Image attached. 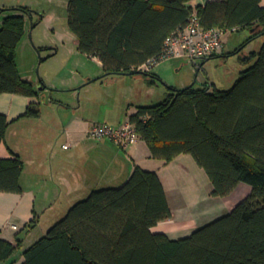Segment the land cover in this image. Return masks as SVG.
Instances as JSON below:
<instances>
[{"label": "trees", "instance_id": "16d2710c", "mask_svg": "<svg viewBox=\"0 0 264 264\" xmlns=\"http://www.w3.org/2000/svg\"><path fill=\"white\" fill-rule=\"evenodd\" d=\"M189 0H69L67 24L82 54L97 58L107 75H141L149 85L160 78L139 67L157 57L165 39L186 27L196 10L201 26L224 32L249 29L238 55L253 40L264 38L262 0H216L195 8ZM0 95L35 97L31 81L20 78L15 50L23 33L26 8H0ZM213 55L202 61L215 58ZM243 61L228 90L203 84L168 88L166 98L138 107L128 116L151 158L171 162L190 155L211 183V196H229L240 183L251 193L230 212L170 239L152 233L171 219L163 185L153 171L136 166L118 188L90 192L75 203L45 235L22 252L20 264H264V43ZM198 70V69H197ZM30 105L24 117L38 118ZM9 121L0 114V145ZM22 163L0 159V192L21 193ZM20 249L0 239V263ZM8 264H15L14 261Z\"/></svg>", "mask_w": 264, "mask_h": 264}, {"label": "crops", "instance_id": "0c3cea01", "mask_svg": "<svg viewBox=\"0 0 264 264\" xmlns=\"http://www.w3.org/2000/svg\"><path fill=\"white\" fill-rule=\"evenodd\" d=\"M208 1L216 0H189L187 6L195 8ZM261 5L264 6V0ZM251 33L252 30L250 35ZM227 42L228 40L223 42L222 50L215 57L222 62H227L228 57L225 55L231 53L224 52ZM250 44L245 48L249 49ZM245 48L242 50L243 54ZM247 51V54L252 52ZM82 55L95 62L104 72L97 58ZM212 60L215 59L206 60L203 65H201L203 60L199 61L198 70L205 69ZM242 62L245 64L244 61ZM115 76L133 83L132 86H135L137 82H143L148 86L146 93L152 89L141 75ZM206 79L201 85L205 84L211 90L215 84L209 76H206ZM236 79H231L230 88ZM91 81L88 80V83ZM35 83L40 86L38 95L35 97L17 94L0 95V114L5 115L9 121L4 140L0 145V159L18 157L22 163L19 179L21 193L0 192V239L12 244L20 243V249L16 252L18 257L13 260L15 264L23 261L22 252L43 237L73 203L94 190L124 184L136 166L155 172L163 185L172 217L159 222L151 228V232L164 234L170 239L189 236L196 229L220 217L224 211L230 212L251 193L252 189L249 185L240 183L229 196L220 198L225 200V203L215 204L213 199L215 197L212 199L208 197L207 206L198 203L196 211L189 210L188 213L185 211V214L180 212L176 215L170 202L169 182L172 177L176 178L178 175L185 174L188 177H200L203 182H210L205 172L196 165L190 155L180 154L171 162L165 163L151 158L149 148L142 140L120 149L110 140H95L88 136L89 129L97 122L120 126L128 122V116L135 113L138 107L151 106L146 104L148 102H139L143 104L131 102L130 106L133 105L134 112H126L125 117L112 116L113 119H111L106 114L104 120L102 118L95 120L80 115L77 111L80 106L77 107L71 101L50 99L48 102L44 101L42 105L39 91L45 87H42L41 82ZM77 90L74 88L73 92ZM30 105L39 107L38 118L23 116ZM61 129L65 136L64 143L61 147H51L54 139L50 136ZM64 145L68 147L65 149ZM211 191L210 188L209 195ZM10 260L0 264H8Z\"/></svg>", "mask_w": 264, "mask_h": 264}, {"label": "rangeland", "instance_id": "374dc122", "mask_svg": "<svg viewBox=\"0 0 264 264\" xmlns=\"http://www.w3.org/2000/svg\"><path fill=\"white\" fill-rule=\"evenodd\" d=\"M68 1L0 0V8H26L31 13L30 16L25 17L24 33L15 50V63L20 78L26 81L31 80L37 90L40 86L35 82L42 83V87L46 88L39 91L42 105L44 101L48 102L50 99L71 101L77 107L80 106L77 111L85 118L103 119L106 114L111 119L125 117L126 112H134L133 105L130 106L131 102L158 104L166 98L168 88L183 89L192 84L195 88H200L204 80H207L206 76L212 79L215 88L228 90L231 79L238 78L240 72L248 68V65L242 62L247 50L258 52L264 43V39L256 38L251 42L249 49L245 48L244 54L241 52L228 57L227 62L214 58L215 60L210 61L205 69L198 71L199 61L194 63L195 65L185 59L162 61L150 68L149 72L152 71L158 75L160 81L152 84V89L146 93L148 86L143 82H137L135 86H132L133 83L127 82L120 76H105L95 62L80 54L76 38L69 31L67 24ZM11 12L14 11L3 12L0 15V27L3 18L11 15ZM248 36H250L249 29L227 32L223 37L224 43L228 40L224 52H233L240 48ZM88 80L92 81L88 83ZM144 82L146 83L145 80ZM74 88L78 90L73 92ZM96 124L106 123L97 122ZM50 138L54 139L51 147H61L65 141L62 129L57 130ZM113 186L115 187L108 188H118L122 185ZM210 188L212 189L210 182H203L197 176L188 177L184 174L176 178L172 177L169 182L170 202L176 215L180 212L185 214V211L188 213L189 210L196 211L198 203L207 206L208 197L211 199L213 197L209 195ZM87 196L88 194L75 203L84 200ZM213 199L215 204L225 203V200H221L220 197ZM56 209H59L58 205ZM67 211L58 221L66 215ZM221 214L224 216L227 211ZM17 257L16 253L10 262Z\"/></svg>", "mask_w": 264, "mask_h": 264}, {"label": "built area", "instance_id": "2783aa9c", "mask_svg": "<svg viewBox=\"0 0 264 264\" xmlns=\"http://www.w3.org/2000/svg\"><path fill=\"white\" fill-rule=\"evenodd\" d=\"M231 31L237 32V29ZM227 32L217 28L205 29L201 26L197 11L193 10L186 27L171 33L165 39L161 53L139 67V70L149 71L150 68L165 60L185 59L194 64L216 55L223 48V37ZM88 136L95 140H110L123 149L140 140L135 127L129 122L120 126L95 124L89 129ZM67 147V145L63 146L65 149Z\"/></svg>", "mask_w": 264, "mask_h": 264}, {"label": "water", "instance_id": "95a60500", "mask_svg": "<svg viewBox=\"0 0 264 264\" xmlns=\"http://www.w3.org/2000/svg\"><path fill=\"white\" fill-rule=\"evenodd\" d=\"M198 71V70H197Z\"/></svg>", "mask_w": 264, "mask_h": 264}]
</instances>
